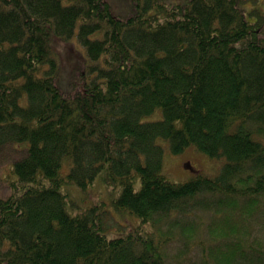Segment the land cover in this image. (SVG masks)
Returning <instances> with one entry per match:
<instances>
[{"label":"trees","instance_id":"trees-1","mask_svg":"<svg viewBox=\"0 0 264 264\" xmlns=\"http://www.w3.org/2000/svg\"><path fill=\"white\" fill-rule=\"evenodd\" d=\"M257 2L0 0V168L18 152L0 170V264H264ZM161 139L225 162L173 181ZM97 181L118 194L74 211L65 183Z\"/></svg>","mask_w":264,"mask_h":264},{"label":"rangeland","instance_id":"rangeland-1","mask_svg":"<svg viewBox=\"0 0 264 264\" xmlns=\"http://www.w3.org/2000/svg\"><path fill=\"white\" fill-rule=\"evenodd\" d=\"M257 4L260 6L261 11H264V0H258ZM61 45L64 44L61 43ZM61 47L62 46H60V48ZM79 49H81L80 46ZM61 50H63V48ZM61 62L60 81L65 84V80L68 78L69 73L82 64L81 55L76 46H74L73 50L67 48L65 54H62ZM160 115H162L161 111L157 113V116ZM160 142L164 146V171L173 181H185L198 173L214 176L220 171L225 162V157H211L199 151L194 145H190L183 152L175 154L171 152L170 145L167 141L161 139ZM17 155L18 152L12 149L5 152L4 155H2L3 162L0 170L2 171L5 163L17 157ZM65 189L69 192L70 203L73 204L74 211L99 203L100 201L109 202L118 194L115 188L108 186L104 181H97L86 190L80 189L74 183H65L63 190L65 191ZM10 193L11 189L0 179V195L7 196ZM110 210H113V208L110 207ZM114 212L113 210V213ZM136 221L139 222V217L136 220L132 216H115L114 220H112L107 228V233L109 236L119 235L126 231L128 227L135 226L137 224ZM260 224L261 221L256 225L261 227ZM259 232L264 240V228L261 227Z\"/></svg>","mask_w":264,"mask_h":264}]
</instances>
